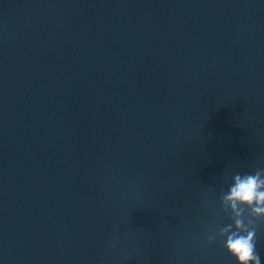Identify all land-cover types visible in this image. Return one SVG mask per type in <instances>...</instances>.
Wrapping results in <instances>:
<instances>
[{"label": "water", "instance_id": "water-1", "mask_svg": "<svg viewBox=\"0 0 264 264\" xmlns=\"http://www.w3.org/2000/svg\"><path fill=\"white\" fill-rule=\"evenodd\" d=\"M258 168L264 0H0V264H236Z\"/></svg>", "mask_w": 264, "mask_h": 264}, {"label": "clouds", "instance_id": "clouds-1", "mask_svg": "<svg viewBox=\"0 0 264 264\" xmlns=\"http://www.w3.org/2000/svg\"><path fill=\"white\" fill-rule=\"evenodd\" d=\"M218 198L220 212L231 222L208 235L207 244L219 242L236 264H262L257 231L264 222V169L233 174L227 191Z\"/></svg>", "mask_w": 264, "mask_h": 264}]
</instances>
